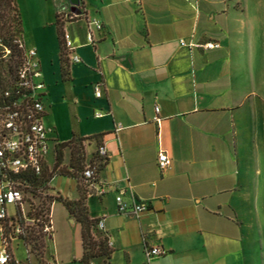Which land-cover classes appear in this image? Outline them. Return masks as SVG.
<instances>
[{
  "label": "crops",
  "instance_id": "0c3cea01",
  "mask_svg": "<svg viewBox=\"0 0 264 264\" xmlns=\"http://www.w3.org/2000/svg\"><path fill=\"white\" fill-rule=\"evenodd\" d=\"M245 1L79 0L80 15L61 27L80 61L68 55L63 77L57 15L69 1L15 0L19 36L37 50L46 83L48 168L55 145L73 138H85L87 162L99 145L107 151L83 193L62 174L47 189L82 198L87 216L103 220L94 236L106 237L111 253L89 264H256L258 244L264 264V183L254 182L264 167H253L255 145L264 150V9ZM90 20L101 24L92 28L94 44L86 43ZM208 41L218 47L204 48ZM161 150L171 159L166 171L157 166ZM120 190L127 204L137 198L147 210L118 212ZM67 216L81 247L80 225ZM52 241L46 256L55 264H82V247L63 260ZM145 247L165 254L147 259Z\"/></svg>",
  "mask_w": 264,
  "mask_h": 264
},
{
  "label": "built area",
  "instance_id": "2783aa9c",
  "mask_svg": "<svg viewBox=\"0 0 264 264\" xmlns=\"http://www.w3.org/2000/svg\"><path fill=\"white\" fill-rule=\"evenodd\" d=\"M58 15L66 22L80 14L78 10L62 9ZM87 27L86 43L94 44L92 28L99 30L101 24L90 20ZM63 40L70 62H79L78 55L72 52L71 36L66 31H63ZM180 44L195 45L184 40ZM203 47L215 48L218 43L208 41ZM45 89L37 50L25 46L18 35L11 42L0 35V264H55L53 257L46 256L47 245L44 256L37 250L44 240L51 241L54 233L52 203L43 206L42 200L47 193L40 181L45 170H51L46 161L50 129L43 124ZM95 94H101L98 86ZM158 111L159 107L155 106V112ZM154 120L158 123L159 118L156 116ZM120 128L117 125L116 130ZM96 155L100 159L107 157L104 145L98 146ZM157 166L160 171L171 167V159L163 150L158 152ZM98 167L97 161L86 162L81 179L94 184ZM97 192L103 193V188ZM122 196L120 190L115 197L118 212L137 216L147 210L145 201L131 198V203L127 204ZM95 226L103 230V220H97ZM12 245L23 248L22 258L15 256ZM144 253L150 259L165 254V250L145 247Z\"/></svg>",
  "mask_w": 264,
  "mask_h": 264
},
{
  "label": "trees",
  "instance_id": "16d2710c",
  "mask_svg": "<svg viewBox=\"0 0 264 264\" xmlns=\"http://www.w3.org/2000/svg\"><path fill=\"white\" fill-rule=\"evenodd\" d=\"M0 6L3 10V15L0 18V35L8 41H12L15 36H19L21 31V19L19 12L17 10V6L15 0H0ZM13 12V14L11 13ZM62 21L57 15V33L59 39V47H60V58H61V69L63 77H67L68 75V55L69 52L65 46L63 40V30L61 27ZM85 138H73L72 140L66 143H57L55 145V160L50 171L45 170L43 174V182L44 189L46 190L49 188V182L53 178L54 174H62L73 177L78 180L73 173H70L62 166L63 160V149L65 147L70 148L71 160L74 155L78 154L79 159H84V146L82 144ZM93 160L89 162H99V167L96 172L95 180L97 181V175L101 167L106 163L107 157L100 159L97 157L96 153L92 154ZM83 170V169H82ZM81 176V175H80ZM83 181V180H82ZM86 185L89 184L88 182L83 181ZM49 194V193H47ZM55 200L62 203L63 206L67 209V212L70 216L74 217V220L77 221L80 225V240H81V247H82V256L80 258V262L82 264H89L90 260L95 257L105 256L108 258L111 250L108 246L106 237H98L94 236V229L98 230L95 226L97 219L89 218L86 213H84L83 205H81L82 198L74 201L72 204L65 201L62 197H51V201L54 202ZM95 230V231H96Z\"/></svg>",
  "mask_w": 264,
  "mask_h": 264
},
{
  "label": "rangeland",
  "instance_id": "374dc122",
  "mask_svg": "<svg viewBox=\"0 0 264 264\" xmlns=\"http://www.w3.org/2000/svg\"><path fill=\"white\" fill-rule=\"evenodd\" d=\"M256 2H260V7L262 9H264V0H247L244 3L247 4L248 7H254ZM257 6V5H256ZM13 14V12H11ZM3 15V10L2 7L0 6V18ZM84 145V159H79L78 154L74 155V157L71 160V154H70V148L67 147L66 150L65 148L63 149V160H62V166L65 167V169L67 171H69L70 173H73L76 177H78V188L80 190L81 193L84 192L85 189V183L82 181L80 175H81V171L84 167V165L86 164V162L88 161V157L86 156V152H85V143H82ZM66 151V152H65ZM255 157H254V164L253 167L254 168H258L260 167L261 169L264 167V150L262 149V145H255ZM257 154V156H256ZM65 155L67 156L65 158ZM258 156H260V160H258ZM53 152L52 149L50 148L49 152H47L46 154V160L48 164H52L53 162ZM58 180L60 181H66L69 182L68 180H62V178H59ZM262 181L264 183V176H259V175H254V182L255 184L257 182H259V184H262ZM65 194L68 195L69 194V190L65 191ZM59 195L57 194H46L45 198L42 200V204L45 207H48L49 204L52 203L51 201V197H58ZM61 197V196H60ZM65 201H67L68 203L72 204L73 201L68 200L67 198H64ZM91 203H94L93 200ZM81 205H83L84 208V213L87 214L86 212V207L84 205L83 199L81 200ZM72 217V216H70ZM74 218V217H73ZM52 221H53V226H54V233L52 236V250L56 251L58 257L60 259H67L70 255L72 254H79L81 251V247L80 244L78 242V232H79V228L77 224L71 225L68 222V216H67V212L65 210V208L63 207V205L61 203H59L57 200H55V202L52 205ZM257 229V225L255 224V240L259 241L260 236L258 234ZM96 229H94V233L99 234L98 231H95ZM261 231L264 232V229L262 230L260 228ZM47 245V240H44V243L40 246L37 247V250L41 253L40 256H44L45 255V247ZM13 248V252L15 254V256L17 258H22L24 253H23V248L19 245H12ZM257 252V253H256ZM255 263H257V259L260 260L261 254H262V250L258 245L255 246Z\"/></svg>",
  "mask_w": 264,
  "mask_h": 264
},
{
  "label": "water",
  "instance_id": "95a60500",
  "mask_svg": "<svg viewBox=\"0 0 264 264\" xmlns=\"http://www.w3.org/2000/svg\"><path fill=\"white\" fill-rule=\"evenodd\" d=\"M71 5V10L75 11L76 6L79 4V0H68Z\"/></svg>",
  "mask_w": 264,
  "mask_h": 264
}]
</instances>
